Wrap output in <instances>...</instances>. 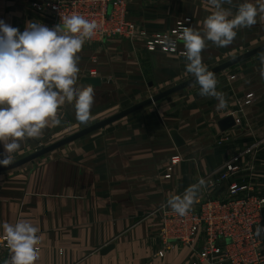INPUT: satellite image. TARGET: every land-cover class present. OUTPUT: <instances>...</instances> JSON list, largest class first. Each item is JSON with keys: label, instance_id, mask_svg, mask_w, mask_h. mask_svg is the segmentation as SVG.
<instances>
[{"label": "crops", "instance_id": "1", "mask_svg": "<svg viewBox=\"0 0 264 264\" xmlns=\"http://www.w3.org/2000/svg\"><path fill=\"white\" fill-rule=\"evenodd\" d=\"M14 1L23 6L27 0ZM243 2L232 0L222 6H235L223 7L234 16ZM249 2L256 4V0ZM212 11L208 0H129L126 17L150 32L169 30L178 20L190 19L191 28L203 33V22ZM263 15L258 13L257 21ZM0 20L20 32L27 23L36 22L35 16L3 13ZM213 44L206 40L203 51ZM180 47L185 50L183 42ZM77 56V87L85 85L84 77H91L85 74L88 68H96L97 77L110 80L93 86L91 116L116 99L119 78L172 79L187 64L185 56L149 52L144 43L123 37L85 41ZM262 71L264 65L257 60L240 70L237 79L226 78L217 89L224 94L226 107L218 109L212 97H176L167 109L152 110V117L146 113L126 124L108 125L68 150L41 158L35 166L0 173V237L4 223L31 222L40 237L35 264H191L196 254L186 245H174L164 257L157 255L162 246L158 237L161 207L171 196L182 195L216 172L236 151L256 143H261L260 148L248 159L250 170L244 168L239 182L255 181L264 191ZM230 115L241 118V124L223 130L220 121ZM58 116V126L45 128L40 138L21 142L13 161L30 154L40 141L82 124L76 118L74 101L62 105ZM171 131L179 133L185 144L177 146ZM3 152L0 144V159ZM174 159L179 161L174 164ZM169 169L171 174H167ZM258 227L264 225L256 231ZM259 236L264 239V231Z\"/></svg>", "mask_w": 264, "mask_h": 264}, {"label": "clouds", "instance_id": "2", "mask_svg": "<svg viewBox=\"0 0 264 264\" xmlns=\"http://www.w3.org/2000/svg\"><path fill=\"white\" fill-rule=\"evenodd\" d=\"M208 3L214 11L204 20L203 33L185 27L179 38L185 49L186 70L195 77L199 94L215 98L220 109L226 107L227 101L216 89L214 73L202 62L206 40L218 47L230 45L237 35L236 29L256 24L258 13H264V0H256L255 5L244 0L234 16L222 7L232 0ZM98 27L95 20L79 14L63 16L61 24L51 29L39 22H29L23 32L0 20V144L4 149L0 166L13 163V153L21 148L22 141L40 138L45 128L58 126V110L66 102L74 101L77 120L89 121L95 92L90 84L76 86L80 71L77 53ZM163 43L168 49L176 47V41L170 37ZM260 61L264 65V54ZM261 76L264 78V71ZM204 184L201 179L182 195L171 196L167 206L180 216L186 215ZM3 231L11 254L4 264H35L39 259L38 228L27 220H18L15 224L4 223ZM261 231L264 228L258 227L256 234Z\"/></svg>", "mask_w": 264, "mask_h": 264}, {"label": "built area", "instance_id": "3", "mask_svg": "<svg viewBox=\"0 0 264 264\" xmlns=\"http://www.w3.org/2000/svg\"><path fill=\"white\" fill-rule=\"evenodd\" d=\"M96 2L100 10L94 16H84L98 23L94 36L137 37L146 43L148 49L179 51L182 41L179 37L186 26H180L173 32L153 34L138 24L124 20V16H118L117 0ZM111 5L112 10L109 11ZM44 7L40 5L38 9ZM66 8L63 2L51 5L55 16L48 28L61 24L62 17L70 15ZM166 37L176 41L174 50L164 46ZM235 121L236 125H240L242 120L236 117ZM260 145L256 143L235 154L216 172L201 178L205 181L201 186V197L186 215L180 216L170 207L166 210L165 214L170 213L168 219L175 223L172 229L164 228L169 231L166 240H178L191 246L196 254L191 264H264V239L256 234V227L264 225V191L255 181L239 182L244 168H250L248 159L254 156ZM173 161L177 163L179 160Z\"/></svg>", "mask_w": 264, "mask_h": 264}, {"label": "rangeland", "instance_id": "4", "mask_svg": "<svg viewBox=\"0 0 264 264\" xmlns=\"http://www.w3.org/2000/svg\"><path fill=\"white\" fill-rule=\"evenodd\" d=\"M5 0H0V13H3L4 16H35V20L36 22H39L45 26L51 27L52 26V22H53V16L54 13L51 10V5L57 2H63L67 5L66 11L71 15V14H79V15H83V16H94V14L97 12V10L99 9V5L98 2H96V0H27L25 1L24 5H19L20 3H16L14 0L13 3L11 4H5L4 2ZM128 1L129 0H117L118 5H117V13L118 16H124V20L132 22L130 20L127 19L126 16H128L127 14V10H128ZM45 6L44 9L39 10L38 6ZM222 7H228L229 9H233L235 6H222ZM55 11V10H54ZM17 12L16 15L15 13ZM264 17V15L262 16ZM193 21L190 19L187 20H178L175 24V26L169 30H165V31H160V32H150V33H168V32H173L174 30H176L177 28H179L180 26H186V27H190L192 26ZM139 25V24H138ZM141 28H143L146 31L145 27H142L141 25H139ZM237 35L235 37V39L233 40V42L226 46V47H218L215 44H213V47H211L210 49H207V51H203L201 53L202 56V62L203 64L207 67V69H210L220 63H223L235 56H238L248 50H251L257 46H259L260 44L264 43V18H262V20H258L256 22L255 25L251 26V27H243L240 28L239 30H236ZM115 37H123V38H127V36H123V35H111L107 38H102L101 35L99 36H93V38L86 40V41H90V42H107ZM131 40L134 41H139L145 44L147 50L149 52H163V53H170V54H176V55H181L184 56L183 53L185 50H183L180 47V44L183 42L181 41L179 44V51L177 52H169L167 50H164L163 48H156L154 50L148 49L147 45L145 42L142 41V39L134 37V38H129ZM261 54H264L261 53ZM254 56L250 59H247L246 61H243L239 64H237L234 67H231L229 69H227L224 72H221L217 75H215L216 80H217V85H216V89L222 88L221 83H223V81L226 78H231L233 79H237L239 76V72L240 70L246 68L247 66H249L250 64H252L253 62H256L257 60H260V55ZM184 72H178L177 76H174L172 79H156L154 77H151V79H142L139 78L138 75H134V77H129V78H119L116 82L115 88L116 90H118V96H115L116 99L113 101V103L111 105L108 106V104H104L103 110L101 109V111L97 112V114H93V116H91V118L89 119V121H87L86 123H82L77 125L75 128H72L71 130H68L62 134H60L59 136H57L56 138L52 139V140H44V141H40L38 143L37 146H35V148L33 149L32 152H35L36 150L41 149L44 146H47L51 143H54L66 136H69L89 125H92L93 123L100 121L102 119L107 118L108 116H111L123 109H126L138 102H141L142 100H145L147 98H149L150 96H153L157 93H159L160 91L166 90L172 86H174L175 84H178L184 80H187L191 77H193V75L189 72H187L186 67L183 68ZM85 74L91 76V77H97L98 76V71L96 68H88L85 70ZM95 73V74H92ZM150 82H152V84H149ZM181 96H187L188 99L192 100L193 99H197L202 97L199 94V85L195 84L189 88H186L182 91H179L177 93H174L173 95L158 101L148 107H145L144 109L137 111L115 123H112L109 126H117L119 124H126L129 123L130 120H132L133 118H135L136 116H144L146 113L147 115L150 116H146V117H152V115H154L152 110H165L168 107L172 106L175 104V98L176 97H181ZM206 98V97H205ZM157 108H160L157 110ZM144 116V117H145ZM99 131L97 132L98 134H100ZM174 131H171V135ZM94 133L93 135H91L89 138H92L95 136ZM84 138V137H83ZM85 139H79L76 140L72 143H69L53 152H58V151H62V150H68V148H71L72 146H76L79 144V142H82ZM173 138V137H172ZM174 140V139H173ZM31 152V153H32ZM30 153V154H31ZM239 153L238 151H236L235 154ZM49 154H52L49 153ZM45 155L41 158H48L47 156L49 155ZM28 155V154H27ZM233 155V156H234ZM26 156V155H24ZM22 156V157H24ZM20 157V158H22ZM41 158L36 159L35 161L31 162V163H27L17 169L11 170V171H6V172H18L26 167H31V166H35L37 164V162H40L39 160ZM17 160V159H16ZM179 160V159H178ZM15 161V160H14ZM174 164H176L174 161H172ZM172 169V168H171ZM171 169L168 170L167 174H171ZM173 171V169H172ZM4 173V172H2ZM168 176V175H167ZM169 177V176H168ZM198 183H196L195 185H197ZM201 188V187H200ZM199 188V193H197V200L198 198L201 197V192L202 188ZM197 200L196 202L192 205V206H196L197 204ZM169 207L167 206V203L164 204L161 207V213H160V218H161V228L159 231V235L158 237L160 238V241L162 243V246L160 248V250L158 251L157 255L158 256H163L166 254V252H168L174 245H186L188 247L191 248V246L185 244L184 242L178 241V240H166V236L168 234L169 231H165L164 228L168 229H172L175 227V223L172 222L170 219H168V215L170 214H165L166 210ZM166 220H168V223L166 222ZM5 249V250H4ZM37 249H39L37 247ZM193 250V249H192ZM10 250L8 248V245L6 243V239L4 236L0 237V264H4V262L6 260L10 259Z\"/></svg>", "mask_w": 264, "mask_h": 264}, {"label": "water", "instance_id": "5", "mask_svg": "<svg viewBox=\"0 0 264 264\" xmlns=\"http://www.w3.org/2000/svg\"><path fill=\"white\" fill-rule=\"evenodd\" d=\"M112 10V5L109 7V11ZM264 52V43L263 44H260L259 46L251 49V50H248L238 56H235L223 63H220L210 69H208L209 71L213 72L214 75H217L221 72H224L226 71L227 69L231 68V67H234L236 66L237 64L243 62V61H246L247 59H250L254 56H257L261 53ZM110 81L108 78L106 77H84L82 79V83L85 84V85H92V86H100L102 85L103 83H106ZM197 84L195 82V77H191L187 80H184L178 84H175L174 86L166 89V90H163V91H160L159 93L153 95V96H150L149 98L145 99V100H142L141 102H138L126 109H123L111 116H108L107 118L105 119H102L100 121H97L95 123H93L92 125H89L69 136H66L54 143H51L47 146H44L42 147L41 149L39 150H36L35 152H32L31 154H28L22 158H19L15 161H13L12 164H10L8 167H3V166H0V173L2 172H6V171H11V170H14V169H17L27 163H31L33 161H35L36 159L38 158H41L69 143H72L76 140H79L95 131H98L102 128H105L107 127L108 125H111L112 123H115L137 111H140L142 109H144L145 107H148L158 101H161L171 95H173L174 93H177L179 91H182L186 88H189L193 85ZM220 125L222 127L223 130H227L229 128H232L236 125V121H235V118L234 116L230 115V116H227L225 117L224 119H222L220 121ZM172 137L175 141V143L177 144V146H182L185 144V140L183 139V137L177 133V132H173L172 133Z\"/></svg>", "mask_w": 264, "mask_h": 264}]
</instances>
